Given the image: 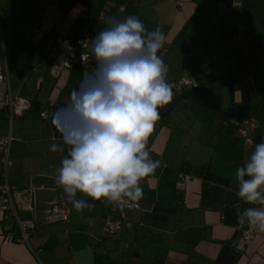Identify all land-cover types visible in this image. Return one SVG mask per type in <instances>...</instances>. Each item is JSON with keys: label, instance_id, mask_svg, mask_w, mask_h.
<instances>
[{"label": "crops", "instance_id": "1", "mask_svg": "<svg viewBox=\"0 0 264 264\" xmlns=\"http://www.w3.org/2000/svg\"><path fill=\"white\" fill-rule=\"evenodd\" d=\"M234 1L0 0V52L4 46L12 94L37 102L40 112L69 104L71 93L82 86L87 90L86 79L93 74L91 64L52 78L49 65L60 51L53 35L73 42L82 33L94 38L110 26L111 18L135 16L149 32L160 27L167 36L161 50L169 67L167 81L194 76L201 84L199 90L179 94L167 123L157 122L149 148L151 158L161 165L142 181L141 223L134 224L131 216L133 227L122 240L104 235L113 203L101 202L79 212L65 201L68 221L48 219L50 205L67 197L56 184L59 152L15 140L10 183L33 191L35 211L21 212L20 217L33 220L35 229L28 246L18 241V231L0 214V264H264V232L256 230L255 237L244 242L248 225L237 221L238 212L264 206L247 204L236 195L237 169L255 145L264 142V66L258 73L234 79V90L219 82L235 61L239 26L251 24L250 30L264 37V0H242L241 9H232ZM103 12L109 20L98 25ZM34 30L44 31L39 47L31 43ZM244 52L252 54V46ZM259 57L264 64V51ZM92 63L97 64L93 53ZM240 81L248 87V97L239 88ZM245 103L249 109H242ZM33 116L41 119L37 112ZM251 117H257L262 128L251 134V144H245L236 123ZM9 132L8 114L0 110V135ZM54 139L63 141L56 133ZM182 175L190 176L191 182L185 183ZM157 206L170 207L173 213L157 211ZM11 232L13 240L7 238ZM124 243L138 257L128 258Z\"/></svg>", "mask_w": 264, "mask_h": 264}, {"label": "clouds", "instance_id": "2", "mask_svg": "<svg viewBox=\"0 0 264 264\" xmlns=\"http://www.w3.org/2000/svg\"><path fill=\"white\" fill-rule=\"evenodd\" d=\"M109 24L91 40L97 67L86 79L87 90H74L61 109L77 118V126L63 135L68 151L56 184L79 212L92 205L78 194L121 205L143 199L142 181L161 165L151 158L149 141L160 109L174 98L161 55L167 43L163 30L149 32L135 16L111 18ZM50 151L64 148L52 143ZM236 178V195L264 206V142L255 145ZM237 221L264 232V207L238 212Z\"/></svg>", "mask_w": 264, "mask_h": 264}, {"label": "built area", "instance_id": "3", "mask_svg": "<svg viewBox=\"0 0 264 264\" xmlns=\"http://www.w3.org/2000/svg\"><path fill=\"white\" fill-rule=\"evenodd\" d=\"M243 7L242 0H235L232 4V9H241ZM118 19H123L122 17ZM109 15L106 12L100 14L97 24L107 23ZM246 25L241 24L237 33V38L245 32ZM1 12H0V32ZM44 37V31L34 30L31 43L34 47H39L41 40ZM54 41L59 46L58 56L51 61L49 65L50 76L54 79H59L64 72L73 69L76 66L88 68L92 63V35L90 33H82L77 41L73 42L60 35H53ZM173 89V102L169 105H174L183 91H196L201 87L200 82L194 76H185L179 80L167 81ZM33 107V102L22 97H16L12 94L10 78L7 68L6 52L4 46L0 52V110L6 111L10 123V132L7 135H0V214L3 216V221L10 224L13 229L18 231V241L30 246L31 232L35 229L33 220H24L20 217L21 212H34L37 201L32 190H19L10 183V170L13 167L11 157V147L15 141L13 134L14 121L23 118L28 114ZM54 110L47 109L40 113V118L43 121H50ZM262 123L257 117H251L244 121L236 123L238 135L245 144H251V134L260 130ZM181 179L185 183L191 182V177L182 175ZM140 209V205L136 204H118L113 203L111 215L104 221V235L122 240L127 230H131L133 224L131 222V213ZM48 219L53 221L66 222L69 219L70 211L68 205L63 198L58 199L50 205L47 212ZM256 235V229L247 227L243 231V241L249 242ZM13 240L14 232L9 233L7 237ZM129 248L126 243L125 249Z\"/></svg>", "mask_w": 264, "mask_h": 264}, {"label": "trees", "instance_id": "4", "mask_svg": "<svg viewBox=\"0 0 264 264\" xmlns=\"http://www.w3.org/2000/svg\"><path fill=\"white\" fill-rule=\"evenodd\" d=\"M251 24L246 26L245 32L241 35L240 38L235 37L234 38V45H235V61L229 65L225 69V75L223 79H220L219 82L221 85H229L233 90L235 87V82L233 81L234 79H239L241 80L242 77H245L248 74L251 73H258L261 71L263 68L264 64L261 62L259 53L261 51H264V37H260L256 34H254L250 28ZM252 46L253 48V53L250 55H246L244 52V48L246 46ZM93 66V73L97 67L96 63H91ZM239 88L242 89L243 93L245 96L248 97L249 94V89L246 86L245 83H241ZM242 109H249V105L245 103L243 105ZM173 105L170 106H164V108L160 109L161 112H165L167 110L172 109ZM40 105L37 102H33V107L30 112H37L40 115ZM29 112V113H30ZM68 119L73 122H77V118L74 116H69ZM170 120V115L161 119L162 122L167 123ZM59 137L63 138L64 134H57ZM80 198L86 199L89 204L91 205H96L100 204L102 201H94L91 198L83 196V194H78ZM157 211L164 212L167 214H172L173 210L170 207H163V206H157L156 208ZM149 240L153 243H157V241L154 238H149ZM128 258L134 259L138 257V254L134 252L133 250L130 249V246L127 251ZM111 264H117L112 262Z\"/></svg>", "mask_w": 264, "mask_h": 264}, {"label": "rangeland", "instance_id": "5", "mask_svg": "<svg viewBox=\"0 0 264 264\" xmlns=\"http://www.w3.org/2000/svg\"><path fill=\"white\" fill-rule=\"evenodd\" d=\"M27 115V114H26ZM25 115V116H26ZM35 113L30 114L29 116L25 117L21 121L19 119L16 120L15 124V140H19L22 143L27 144L30 148H44L46 145L47 148L50 149L52 143H56L58 147H63L64 152H59L57 160L58 167H61V161L65 155H67L68 146L64 144L62 140H55V133L53 132L50 121H43L39 118L34 117ZM25 124L22 128V124ZM38 139H43L44 143L38 141ZM50 139H54L55 141H51ZM39 142V143H38ZM52 160V158H50ZM23 218V216H21ZM117 239V238H116ZM126 243H124V246Z\"/></svg>", "mask_w": 264, "mask_h": 264}, {"label": "water", "instance_id": "6", "mask_svg": "<svg viewBox=\"0 0 264 264\" xmlns=\"http://www.w3.org/2000/svg\"><path fill=\"white\" fill-rule=\"evenodd\" d=\"M66 105H68V104H65V105L58 107L53 112V115L50 119V126L56 134H64L65 135L71 129H73L77 126V122H73V121H70L68 119V117L71 116L70 114L64 113L61 111V109L64 108ZM171 111H172V109L167 110L165 112H161L162 115H161L160 119H163V118L169 116L171 114ZM65 201L67 203H70L67 197H65ZM136 215H138V217H139L138 221L135 220ZM131 216H132V221L134 224H136V225L140 224L141 223L142 210L137 209V210L133 211L131 213Z\"/></svg>", "mask_w": 264, "mask_h": 264}]
</instances>
